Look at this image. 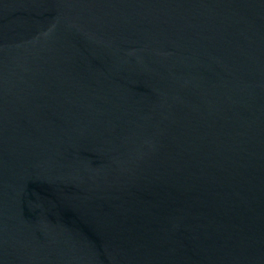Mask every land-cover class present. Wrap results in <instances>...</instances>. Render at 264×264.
Masks as SVG:
<instances>
[{"label":"water","instance_id":"1","mask_svg":"<svg viewBox=\"0 0 264 264\" xmlns=\"http://www.w3.org/2000/svg\"><path fill=\"white\" fill-rule=\"evenodd\" d=\"M0 264H264V0H0Z\"/></svg>","mask_w":264,"mask_h":264}]
</instances>
